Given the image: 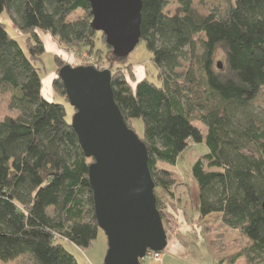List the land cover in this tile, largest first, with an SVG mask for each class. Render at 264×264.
<instances>
[{
  "label": "trees",
  "instance_id": "obj_1",
  "mask_svg": "<svg viewBox=\"0 0 264 264\" xmlns=\"http://www.w3.org/2000/svg\"><path fill=\"white\" fill-rule=\"evenodd\" d=\"M226 1L228 12L219 17L201 13L194 0H178L173 15L165 12L166 0H144L141 41L153 54L159 83L137 80L127 58L113 55L108 69L128 126L143 121L139 137L161 215L159 188L172 193L174 179L159 162L176 165L191 143L205 142L209 151L191 169L197 211L202 218L220 216L249 241L217 264L240 258L264 264V118L253 106L264 88V0ZM80 10L84 14L74 17ZM4 12L26 38L23 46L0 20V96L9 92L8 105L16 111L0 112V264L25 256L31 264H78L66 244L91 248L101 230L89 179L93 159L85 155L66 105L43 94L39 64L46 48L39 31L69 48L92 51L99 39L112 47L91 26L89 0H0ZM187 54L182 77L176 70ZM55 60L53 86L68 100L58 77L66 64Z\"/></svg>",
  "mask_w": 264,
  "mask_h": 264
},
{
  "label": "water",
  "instance_id": "obj_2",
  "mask_svg": "<svg viewBox=\"0 0 264 264\" xmlns=\"http://www.w3.org/2000/svg\"><path fill=\"white\" fill-rule=\"evenodd\" d=\"M143 1L89 0L91 26L105 36L114 57L127 58L140 43ZM58 77L76 108L72 127L93 159L89 179L95 215L108 244L104 264H142L148 251L168 245L147 147L115 101L110 69L67 64Z\"/></svg>",
  "mask_w": 264,
  "mask_h": 264
},
{
  "label": "rangeland",
  "instance_id": "obj_3",
  "mask_svg": "<svg viewBox=\"0 0 264 264\" xmlns=\"http://www.w3.org/2000/svg\"><path fill=\"white\" fill-rule=\"evenodd\" d=\"M179 5L178 0H166L165 12L173 15ZM194 5L201 13H214L219 17H224L228 12L230 2L226 0H206L201 3L200 0H194ZM83 14L84 11L80 10L73 16L77 18ZM0 20L7 24L8 31L25 46L26 36L17 30L9 13H2ZM39 34L46 48L43 61L39 64L43 78V94L49 101L63 102L67 108L68 119L72 122L76 108L70 104L65 96L56 93L53 86L54 79L51 80L50 78L53 72H56L57 62L55 58L61 59L66 65H92L99 70H105L108 69L110 60L113 58V52L102 39H99L96 47L89 51L88 48L83 46L70 48L63 46L49 33L39 31ZM198 52H202L201 47H199ZM186 56L182 59L181 66L176 70L182 77H184L190 64L188 54ZM222 60L223 55H218L217 61L222 63ZM126 64L133 65L132 70L137 80H139L138 74L141 73L143 78L146 76L150 80L159 83V72L153 62V54L147 48L145 41H141L130 53ZM127 76L130 79V75ZM47 79L50 80L46 82ZM8 98L9 92L0 96L1 117L5 114H16V111L9 107ZM253 106L254 111L264 118V88L255 99ZM194 123L203 132L207 131V127L199 120H195ZM130 124L138 135L142 136L144 134V124L141 119H133ZM208 151L205 142L191 143L181 154L176 165L159 162V168L171 171L174 179V183L170 187L173 194L162 188H159L158 192L161 199L160 208L163 213V223L168 235V245L164 251H161L160 260L153 256H146L144 264H217L220 259L229 261L235 252L249 244L248 238L240 229L228 227L222 222L220 216L213 214L202 218L197 211L198 192L191 169L192 165ZM66 247L75 255L78 264H102L108 249L107 236L101 229L93 247L81 250L70 243H67ZM13 264H31V261L29 257L25 256L13 262ZM236 264L248 263L245 258H240Z\"/></svg>",
  "mask_w": 264,
  "mask_h": 264
},
{
  "label": "built area",
  "instance_id": "obj_4",
  "mask_svg": "<svg viewBox=\"0 0 264 264\" xmlns=\"http://www.w3.org/2000/svg\"><path fill=\"white\" fill-rule=\"evenodd\" d=\"M97 68V67H96ZM147 256H153L158 258V260H160L161 257V252H157V251H148Z\"/></svg>",
  "mask_w": 264,
  "mask_h": 264
},
{
  "label": "crops",
  "instance_id": "obj_5",
  "mask_svg": "<svg viewBox=\"0 0 264 264\" xmlns=\"http://www.w3.org/2000/svg\"><path fill=\"white\" fill-rule=\"evenodd\" d=\"M140 72V71H139ZM57 75H56V72H53V74H52V79H54L55 77H56ZM146 77V76H145ZM49 100V99H48ZM51 101V100H50ZM164 256V255H163ZM164 261V260H163ZM13 262H15V261H13ZM13 262H11V264H13Z\"/></svg>",
  "mask_w": 264,
  "mask_h": 264
},
{
  "label": "bare ground",
  "instance_id": "obj_6",
  "mask_svg": "<svg viewBox=\"0 0 264 264\" xmlns=\"http://www.w3.org/2000/svg\"><path fill=\"white\" fill-rule=\"evenodd\" d=\"M138 73H139V72H138ZM138 76H139V79H142V78H143V76L141 75V73H139ZM50 78H51V80H52V76H51ZM49 80H50V79H47L46 82H48Z\"/></svg>",
  "mask_w": 264,
  "mask_h": 264
}]
</instances>
